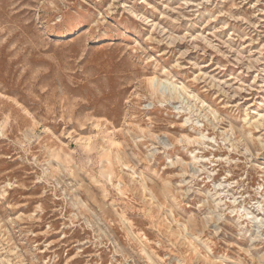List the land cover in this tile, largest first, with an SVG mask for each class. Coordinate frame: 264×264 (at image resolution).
Returning a JSON list of instances; mask_svg holds the SVG:
<instances>
[{
  "label": "rangeland",
  "instance_id": "374dc122",
  "mask_svg": "<svg viewBox=\"0 0 264 264\" xmlns=\"http://www.w3.org/2000/svg\"><path fill=\"white\" fill-rule=\"evenodd\" d=\"M0 264H264V0H0Z\"/></svg>",
  "mask_w": 264,
  "mask_h": 264
}]
</instances>
